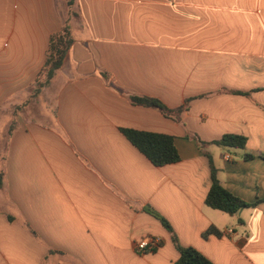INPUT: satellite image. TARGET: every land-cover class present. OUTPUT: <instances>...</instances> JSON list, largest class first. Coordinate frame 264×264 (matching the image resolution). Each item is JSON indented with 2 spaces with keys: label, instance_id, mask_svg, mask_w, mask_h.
<instances>
[{
  "label": "crops",
  "instance_id": "obj_1",
  "mask_svg": "<svg viewBox=\"0 0 264 264\" xmlns=\"http://www.w3.org/2000/svg\"><path fill=\"white\" fill-rule=\"evenodd\" d=\"M73 9L0 0V126L15 121L0 157V264H175L171 233L148 208L214 264H264V0H76ZM66 23L74 44L38 97L52 111L14 115ZM133 95L171 109L192 99L176 120ZM123 129L172 136L180 160L155 166ZM225 134L246 147L194 138ZM206 153L223 187L254 206L206 205ZM211 227L221 235L204 236Z\"/></svg>",
  "mask_w": 264,
  "mask_h": 264
},
{
  "label": "trees",
  "instance_id": "obj_2",
  "mask_svg": "<svg viewBox=\"0 0 264 264\" xmlns=\"http://www.w3.org/2000/svg\"><path fill=\"white\" fill-rule=\"evenodd\" d=\"M68 7L70 8V15H77L74 11V5L76 0H66ZM74 36L71 31V27L66 23L62 29L53 33L49 38L48 49L45 55V61L39 74L32 82L33 90L31 97L35 98L39 96L42 90L48 86L57 72L63 66L64 60L69 54L72 45L74 44ZM240 93V92H239ZM132 102L137 105H143L148 107H154L159 109L164 115L172 117L176 120L180 118V113L188 109L190 100L177 108L171 109L166 106L161 100L148 97V96H130ZM15 128V121H12L8 129V134H11ZM128 140L138 148L155 166H164L172 164L180 160V154L175 145L174 138L170 135L138 131L133 129L122 130ZM198 145L203 148L210 144H215L225 148L244 149L246 147L247 138L243 135L225 134L220 139L212 142H203L194 136ZM210 158V155L206 153ZM245 158L253 157L251 154H246ZM211 186L205 199L206 205L213 209H217L229 214H235L241 208L254 206V203L249 204L232 194L220 183L217 178V170L214 167L211 158ZM4 184V171L0 172V188ZM152 215L156 216L164 225V227L171 233L172 240L180 254L175 264H214L210 259L203 255L194 247L182 246L169 222L156 213L154 210L148 208ZM209 234H215L220 236L221 232L211 227L208 229L204 236Z\"/></svg>",
  "mask_w": 264,
  "mask_h": 264
},
{
  "label": "rangeland",
  "instance_id": "obj_3",
  "mask_svg": "<svg viewBox=\"0 0 264 264\" xmlns=\"http://www.w3.org/2000/svg\"><path fill=\"white\" fill-rule=\"evenodd\" d=\"M46 92H48V93H45L46 96L49 97L51 95L50 89L46 88ZM31 93L28 99L23 104L18 105L14 108V111H13L14 115L23 113V115L26 116L25 114H28L32 110H35V111L39 110L41 112V110H44V107L52 111V107H51L49 100H47L45 97L38 98L39 96L32 98ZM7 134H8V131L4 127L0 126V157L4 154L5 140H6L5 137L7 136Z\"/></svg>",
  "mask_w": 264,
  "mask_h": 264
},
{
  "label": "built area",
  "instance_id": "obj_4",
  "mask_svg": "<svg viewBox=\"0 0 264 264\" xmlns=\"http://www.w3.org/2000/svg\"><path fill=\"white\" fill-rule=\"evenodd\" d=\"M150 241H151V239H149V238H144V239L138 241L136 243V249L141 251V252H144L146 249H148Z\"/></svg>",
  "mask_w": 264,
  "mask_h": 264
}]
</instances>
